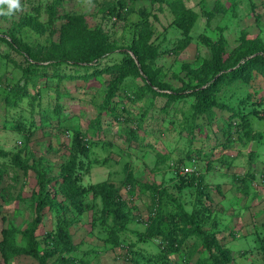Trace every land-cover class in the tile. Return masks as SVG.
Instances as JSON below:
<instances>
[{
  "label": "rangeland",
  "instance_id": "1",
  "mask_svg": "<svg viewBox=\"0 0 264 264\" xmlns=\"http://www.w3.org/2000/svg\"><path fill=\"white\" fill-rule=\"evenodd\" d=\"M20 2L19 10L0 15V239L3 228L22 229L33 217L35 168L57 174L62 163L76 150L73 139L78 133V143L94 141L87 156L77 153V159L83 160L81 168L75 167L81 175L80 182L85 186L102 180L115 183L120 195L134 202L131 221L120 232L121 245L109 241L106 221L100 218V200L85 194L83 211L70 208L68 212L75 219L70 226L75 247L58 259L50 258V264H161L155 255L160 241L137 240L136 230L145 229L152 201L151 193L141 189L142 184L153 181L167 186L190 206L196 195L195 185H184L178 191L182 171L171 165L170 160L181 158L188 163L187 150L196 148L206 154L190 160H195L197 171L203 173L202 183L210 199L204 195L202 199L220 216L218 235L231 249V260L226 264H264L259 246L264 243L261 241L264 239V111L261 116L248 115L250 128L259 132L257 139L241 134L233 148L221 149L215 144V135L222 134L221 130L216 131L221 126L220 118L228 115L226 109L220 108H216L217 120L207 129L208 135L196 131L190 139L185 131L178 132V124L171 127L168 123L172 117L180 121L188 115L194 97L176 100L167 112L160 109L166 99L164 95L152 97L147 93L142 99L134 97L133 83H141L142 75L135 57L139 70L127 71L118 83L119 96L115 99L121 97L124 101L116 108L119 118L102 113L99 127L92 126L106 83L126 68L125 61L133 56L128 48L131 43L139 44L145 68L158 85L177 88L187 69L188 73L202 71L213 42L221 43L226 53L245 39L264 42V0ZM51 5L55 14H50ZM179 6L197 12L189 28L185 25L189 22L187 18L183 19L174 10ZM181 42L183 48L178 51L176 45ZM90 51L100 53L89 62L90 66L73 62ZM34 57L50 63L36 68V73L27 74L26 80L23 68ZM182 66L186 70L180 69ZM16 83L26 85L18 101H14L10 88ZM247 91L252 99L261 97L264 107V77L260 74L248 84L223 85L217 95L220 101L236 104ZM57 103L63 107L59 119L52 113ZM146 108L145 132L140 129L139 139L129 141L126 127L136 124L134 117ZM251 149L256 157L249 166ZM15 153L22 157L21 162L12 160ZM162 154L168 157L163 160ZM248 171L255 175L246 193L242 190L241 177ZM130 177L136 184L134 191L127 186ZM175 206L169 199L168 211H175ZM57 217L55 210H44L36 230L40 241L47 230L55 228ZM15 240L25 244L18 232ZM131 242L135 244L129 245ZM186 248L172 252L167 264H197L199 251L193 250L185 258ZM0 264L39 263L25 253L5 259L0 252Z\"/></svg>",
  "mask_w": 264,
  "mask_h": 264
},
{
  "label": "trees",
  "instance_id": "2",
  "mask_svg": "<svg viewBox=\"0 0 264 264\" xmlns=\"http://www.w3.org/2000/svg\"><path fill=\"white\" fill-rule=\"evenodd\" d=\"M174 10L183 19L187 18L185 20L189 22L185 25L188 28L198 16L196 11L183 6H179ZM141 12L144 14L145 11L142 9ZM53 13L55 14V10L53 9V5H51L50 14ZM71 18L72 16L69 17V19ZM137 23L143 26V23ZM176 46L178 51L181 50L183 42L177 43ZM128 48L133 53V56L125 61L127 67L118 72L112 81L106 83L101 102L99 103L98 113L95 116V122L92 123L93 127H99L102 113L111 114L116 119L119 118L116 108L124 101L121 97L115 99L119 96L118 83L127 71L131 69L139 70L135 61L136 57L140 62L142 75L140 77L141 83H133L135 88L134 97L142 99L147 93H150L152 97L156 95L166 96L164 104L160 108L163 112L169 111L170 106L180 98L194 97V101L189 104L188 115H185L180 121L174 117L169 120L168 125L171 127H175V124H178L179 133L185 131L190 139L194 138L196 131L204 132L207 136V129L217 120L216 108H220L228 111L226 117L220 118L221 126L216 127V131L221 130L222 132L220 137L215 135L217 139L215 144H219L221 149L233 148L234 141L238 138L240 139L241 134L248 139H257L259 137V132L250 128L248 115L251 113L261 116V112L264 111L263 99L261 97L252 99L250 92L247 91L236 104L230 103V105L225 101H220L221 98L217 95V92L223 85H238V82L248 84L257 74L264 77L263 41L259 39H245L229 53L224 51L221 43L217 41L213 42L209 60L201 72L188 73V69L186 70L185 66L180 68L186 70L187 73L185 71L184 76H181L183 79H180L181 85L177 88L157 84L152 73L145 68L146 61L144 54L141 53L139 44L131 43ZM98 56H100V53L90 51L73 62L88 67L90 66L89 62ZM149 58H153V56H149ZM49 63L38 61L36 57H34V60H28V65L22 71L26 76V80L28 79L27 74L30 72L36 73V68L43 67ZM25 86L24 84L20 85L16 83V85L10 87L13 91L14 101L22 98ZM248 104L250 105L249 108ZM62 108V105L57 103L54 112L52 111L54 116H52H56L59 119ZM146 112L147 108L143 109L139 116L134 117L136 124L126 127V137L129 141L139 139L140 129L145 132L143 122L146 119ZM77 136L78 133L74 135L73 142L78 152L74 150L68 160L62 163L60 171L57 174H48L40 167L35 168L36 187L33 191L31 202L33 217L22 229L7 227L1 230L0 252L5 259L18 253H25L34 257L39 264H50L52 262H49L50 258L54 257V259H58L64 252L72 250L75 244L72 240L70 226L75 219L69 216L68 212L70 208H75L78 210L77 212L83 211L86 206L85 194L88 195V193L95 200H100V218L106 221L109 232L107 236L108 240L118 245L122 244L123 238L120 232L128 228L134 202L123 198L119 193L117 185L112 181L102 180L86 186L80 182L81 175H79V171H75V167L81 168L83 160L81 157L77 159V153H82L83 157L87 156L89 145L93 144L94 141H89L87 144L85 142L78 143ZM221 137L222 140L220 139ZM186 154L188 157H193L196 160L200 155L205 156L206 153L200 150V148H196L187 150ZM166 157H168L167 154L161 155V159L163 160ZM190 157L187 160V162L189 161L188 163L182 162L181 158L170 160V164L178 168L181 165H195L192 171L182 172L179 178L181 180L177 184V187L174 184V187L178 191L184 185H195L196 195L191 200L190 206H186L184 201H180L179 197L170 192L167 186L153 181L151 183H143V188L141 189L146 188L151 193L152 201L148 215L145 218L147 224L145 225V229L143 231L136 230L138 235L137 240L152 241V239H158L160 244L157 245L158 252L155 255L156 259L161 260L159 262L161 264H167V261L169 262V255L183 247H187V254L184 255L185 258L191 255L193 250L199 251L197 264H226L231 260V249L226 245V242L220 241L218 235L221 229L219 227L220 216L213 212V209L202 199V195L209 199L210 196L207 192V187L202 183L203 173L197 171L195 160L193 159L194 162H191L192 160L190 159L192 158ZM254 157H256V152L251 149L248 153L249 166L254 161ZM12 160L14 162H21L22 157L15 153L12 156ZM209 162L211 161L209 160ZM209 162L207 160V163ZM254 175V172L248 171L246 176L241 177V182H243L242 190L246 193L249 191ZM127 182L129 183L127 184L129 189L136 188V184L133 183L131 177ZM58 196H61V198H58ZM169 199L176 204L175 211H168L167 204ZM46 208L52 211L55 210L58 217L55 228L47 230L42 237V241H40L36 230ZM17 232L20 233L21 239L24 240V245L16 242L15 233ZM263 240L261 238V241ZM133 244L135 243L131 242L129 245ZM263 244L259 246L264 254ZM187 260H189V257Z\"/></svg>",
  "mask_w": 264,
  "mask_h": 264
},
{
  "label": "clouds",
  "instance_id": "3",
  "mask_svg": "<svg viewBox=\"0 0 264 264\" xmlns=\"http://www.w3.org/2000/svg\"><path fill=\"white\" fill-rule=\"evenodd\" d=\"M0 15H11L14 10H19L22 5L20 0H0Z\"/></svg>",
  "mask_w": 264,
  "mask_h": 264
},
{
  "label": "built area",
  "instance_id": "4",
  "mask_svg": "<svg viewBox=\"0 0 264 264\" xmlns=\"http://www.w3.org/2000/svg\"><path fill=\"white\" fill-rule=\"evenodd\" d=\"M195 165H181L180 169L182 172L192 171Z\"/></svg>",
  "mask_w": 264,
  "mask_h": 264
}]
</instances>
